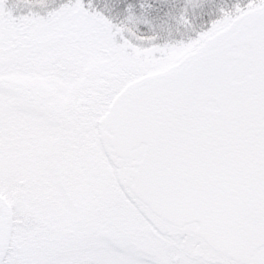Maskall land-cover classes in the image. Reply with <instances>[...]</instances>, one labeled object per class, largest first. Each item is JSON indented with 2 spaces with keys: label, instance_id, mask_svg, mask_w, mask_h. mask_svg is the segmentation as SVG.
Segmentation results:
<instances>
[{
  "label": "snow or ice",
  "instance_id": "6c2138e0",
  "mask_svg": "<svg viewBox=\"0 0 264 264\" xmlns=\"http://www.w3.org/2000/svg\"><path fill=\"white\" fill-rule=\"evenodd\" d=\"M0 264H264V0H0Z\"/></svg>",
  "mask_w": 264,
  "mask_h": 264
}]
</instances>
